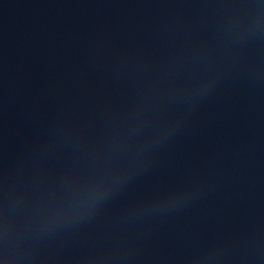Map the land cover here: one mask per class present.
I'll return each mask as SVG.
<instances>
[{
	"label": "water",
	"instance_id": "1",
	"mask_svg": "<svg viewBox=\"0 0 264 264\" xmlns=\"http://www.w3.org/2000/svg\"><path fill=\"white\" fill-rule=\"evenodd\" d=\"M0 264H264V0H0Z\"/></svg>",
	"mask_w": 264,
	"mask_h": 264
}]
</instances>
